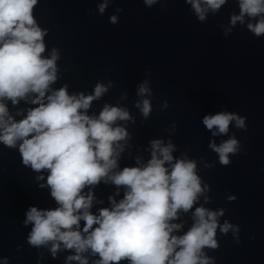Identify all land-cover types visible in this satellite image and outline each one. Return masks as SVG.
Instances as JSON below:
<instances>
[{
  "label": "clouds",
  "instance_id": "9594fccd",
  "mask_svg": "<svg viewBox=\"0 0 264 264\" xmlns=\"http://www.w3.org/2000/svg\"><path fill=\"white\" fill-rule=\"evenodd\" d=\"M38 0H0V142L9 148L17 147L22 162L35 172L47 171L46 185L57 207L39 209L30 206L23 221L31 224L28 243L36 248L50 246L52 256L58 250H73L67 262L89 264L84 253L98 256L94 264H214L205 249L216 250L217 230L221 234L230 231L234 236L239 226L227 220L221 224L219 217L225 209L210 210L195 207L192 225L183 235H175L183 225L173 223L178 213H188L201 196L209 202L196 172V162L182 156H173L176 146L160 139L150 141L151 158L142 163L136 158L135 167L119 169L118 161L124 151L121 141L129 138L126 128L118 121L133 120L128 109L105 104L99 115H89L94 100L100 99L112 86L97 83L91 95L83 93L69 95L67 86L51 89L57 81L56 48L50 57L42 54L46 50L44 36L33 17ZM113 0H101L98 13L103 15ZM228 0H184L201 23L208 15H216ZM151 8L161 0H143ZM239 14H230L229 26L223 35L229 36L239 23L245 25L255 37H264V0H236ZM117 7L109 17V23L119 22ZM247 18V23H246ZM224 28L223 25H220ZM30 93L36 94L30 103L27 115L16 121L8 112L4 101L17 105L27 100ZM50 93V94H49ZM141 97L135 102L142 116L149 117L152 95L149 81L137 88ZM46 101V102H45ZM167 107V101L164 102ZM20 114V113H18ZM246 117L234 112L221 111L205 115L202 123L213 136L227 134L230 124L247 130ZM134 122V120H133ZM215 129V130H214ZM209 147L218 155L222 166L231 164L230 155L240 152V141L233 135L217 145ZM211 168L214 165L206 164ZM38 179H44L39 176ZM112 183L125 189L123 198L117 202L109 197L111 207L101 208L99 213L91 211L95 197L91 189L101 182ZM234 201V196H228ZM83 221L81 228L80 222ZM237 243L240 241L237 239Z\"/></svg>",
  "mask_w": 264,
  "mask_h": 264
}]
</instances>
